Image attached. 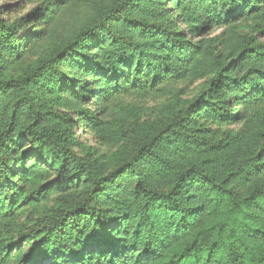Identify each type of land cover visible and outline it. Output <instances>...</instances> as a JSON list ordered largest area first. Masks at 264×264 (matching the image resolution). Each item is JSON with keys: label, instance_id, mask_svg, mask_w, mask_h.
Instances as JSON below:
<instances>
[{"label": "trees", "instance_id": "1", "mask_svg": "<svg viewBox=\"0 0 264 264\" xmlns=\"http://www.w3.org/2000/svg\"><path fill=\"white\" fill-rule=\"evenodd\" d=\"M59 1L33 16L34 30L19 41L17 24L0 16V68L8 57L19 59L23 44L43 40ZM261 10L264 19V0H114L95 6L24 81L0 80V224L22 195L14 179L32 184L37 175H50L16 154L18 133L53 171V189H72L37 222L34 232L43 231L46 241L39 239L16 264L52 262L57 246L69 252L68 264H264V44L249 39L239 47L230 34L227 42L236 40L240 51L222 62L214 38L205 46L188 40L189 31ZM203 77L204 89L167 121L145 122L134 151L118 153L111 169L71 147L69 105L54 112L30 97L33 85L57 99L65 93L76 117L96 128L101 121L83 99L95 98L104 112L118 97ZM86 78L97 79L95 87ZM234 104L242 109L232 111ZM236 119L243 129L221 138L209 126ZM16 160L18 175L8 166ZM0 264H7L1 246Z\"/></svg>", "mask_w": 264, "mask_h": 264}, {"label": "rangeland", "instance_id": "2", "mask_svg": "<svg viewBox=\"0 0 264 264\" xmlns=\"http://www.w3.org/2000/svg\"><path fill=\"white\" fill-rule=\"evenodd\" d=\"M54 1L0 0V16L7 24H17L16 39L19 41L34 30V26L30 22L33 16L35 18L38 12H42V9L50 6L48 3ZM113 1L60 0V8L52 12L44 35H42L44 36L43 40L33 44L29 42L23 44V54L17 60L8 57L5 65L0 68V80L24 81L25 77L36 66L49 59V55L57 45L68 40L80 29L85 20L92 17L95 6L104 7L112 4ZM166 6L171 15L176 12L169 2H166ZM262 11L250 15L242 13L237 21L232 24L213 25L198 32L189 31L188 40L201 42L202 46H205L208 44L207 39L214 38L216 41L213 45V52L220 56L222 62H232L240 51L239 47L245 41L253 39L257 43L264 44ZM175 17L176 20H179L178 15ZM177 23L178 26L183 27L181 22L178 21ZM37 28L43 29L41 23L38 24ZM230 34H235L238 37L239 47L235 45L236 40L231 43L227 42ZM61 69L66 74L70 73L69 69L62 66ZM240 72L241 70L238 69L237 74ZM207 79L208 77L185 79L172 85L162 86L160 90L151 94L121 96L111 102L104 112L101 111V105L96 103L95 98L88 97L86 98L87 101L83 99L82 106L95 111L97 119L101 121L96 128L87 126L83 120L76 117V108L75 106L72 107V104L70 105L71 98L65 93L57 99V94H53L51 90L33 85V88H30V97L37 103V107H53L52 111L54 112L57 110L66 111L68 110L66 106L69 105L72 122L67 123V126L73 133V138H70L71 147L87 159L109 162L112 165H109L108 168L111 169L116 164L114 157H117L118 153L123 151L132 153L134 151V145L140 139V128L145 122L167 121L204 89ZM86 80V84H92L93 87L98 81L90 78H86ZM81 95L85 97V92H82ZM231 108H234L232 111L242 109L239 104H234ZM18 121L22 125L27 123L24 110L19 112ZM209 126L218 138H221L226 134L242 130L243 122L236 119L230 124L210 123ZM15 143L18 148L16 154L22 155L28 162L44 167L50 171V175H37L32 184L25 181L17 182V179H14V184L20 187L19 192L22 195L14 199L15 208L2 218L0 224V246L4 249L7 264H16L20 256L24 255L30 247L36 245L39 239L43 242L46 241L43 231L34 232L37 222L53 206L60 195L72 192V189L67 190V192H59L53 189L57 184L53 171L37 157L38 152L29 151V142L22 134H17ZM17 163V160L16 162L12 161L8 166L11 171L18 175L20 166ZM1 182H5V179L0 180ZM41 192L46 193L40 195ZM7 230L9 236L7 241H4L2 235ZM9 237L14 239V245L10 242ZM50 254L54 260L52 262L45 261L42 264L70 263V254L66 251L65 246L63 248L55 247ZM59 261L61 262L59 263Z\"/></svg>", "mask_w": 264, "mask_h": 264}]
</instances>
